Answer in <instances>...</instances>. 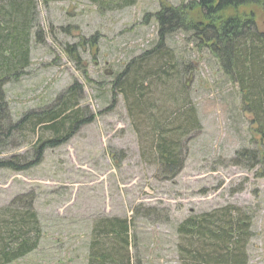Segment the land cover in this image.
<instances>
[{"label":"rangeland","instance_id":"374dc122","mask_svg":"<svg viewBox=\"0 0 264 264\" xmlns=\"http://www.w3.org/2000/svg\"><path fill=\"white\" fill-rule=\"evenodd\" d=\"M194 1L21 0L30 6L28 66L4 82L12 124L53 107L74 84L82 91L80 109L93 120L66 144L45 150L31 169L0 170V264L25 241L37 248L8 264H89L90 256L114 254L119 243L96 230L106 219L127 221L131 264H199L194 257L208 251L206 242L178 228L210 215L233 226L239 220L243 264H264V166L250 169L238 157L259 147L256 126L210 52L177 31L165 40L174 68L144 84L152 82L143 93L153 119L170 128L194 109L201 125L179 141L183 168L172 180L162 176L150 124L114 85L133 59L157 45L153 16ZM54 137L28 123L14 131L0 160L34 162L38 143Z\"/></svg>","mask_w":264,"mask_h":264},{"label":"trees","instance_id":"16d2710c","mask_svg":"<svg viewBox=\"0 0 264 264\" xmlns=\"http://www.w3.org/2000/svg\"><path fill=\"white\" fill-rule=\"evenodd\" d=\"M126 4L129 6L132 2ZM27 12L29 16L30 6L21 3V0H0V151L12 147L13 143L9 141L14 131H22L28 123L33 128L44 126V129L52 131L55 137L47 142L38 143L34 149L36 156L34 162H28L22 157L0 160V170L14 172L27 171L40 164L45 150L66 144L82 126L93 120L92 116L80 109L82 91L77 90L79 85L74 84L56 99L53 107L40 114L27 115L15 125L12 124L3 88L10 75L28 66ZM189 15L198 17V20H190ZM153 17L158 24L157 45L151 52L133 59L122 74L116 76L114 85L128 102L131 101L134 113L137 111V115L150 124L154 140L152 148L157 154L164 179H174L183 168L177 152L179 141L191 130L201 128L194 109L188 111L189 113L182 111L183 118L176 119L178 122H174L170 128L162 123V119H153L147 114L148 101L143 91L150 88L152 82L146 87L144 84L151 81L154 76L160 80L161 72L168 74L162 68L167 66L174 68L172 51L165 46V40L177 31L190 33L193 42L207 49L223 69L226 78L238 87L242 111L252 116L259 145L257 149L240 151L238 157L249 160L250 169L264 166V0H197L177 8L164 6ZM25 19L26 24L23 23ZM72 51L71 49L70 52ZM154 59L160 65L149 66ZM162 60L167 62L161 65ZM10 62L13 64H9ZM180 76H184L183 71ZM177 116L175 115V118H178ZM232 162L238 166V162ZM18 202L22 203L23 198L17 199L14 203ZM27 204L32 220H36V215L32 212V202ZM221 220L220 218L217 222L216 217L210 215L199 220L186 221L178 228L179 234L191 235L194 239H203L206 242L208 251L203 255L198 253L200 256L194 257L199 264H211L209 259L211 256L217 264L245 262L243 252H239L242 250L240 245L243 244H240V240H246L242 234L240 221L237 220V227L232 225V220L229 222ZM96 230L100 235L112 237V241L119 243L120 248L116 247L114 254L90 256L89 264H131L128 255H125L129 245V225L125 219H106L99 223ZM37 245V242L29 244L25 241L16 251L5 254L3 261L8 264L18 260L34 251ZM216 251L219 255L214 253Z\"/></svg>","mask_w":264,"mask_h":264}]
</instances>
